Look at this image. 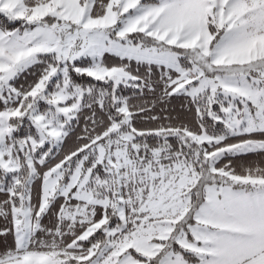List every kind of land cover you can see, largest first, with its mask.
<instances>
[{"label": "snow or ice", "instance_id": "obj_1", "mask_svg": "<svg viewBox=\"0 0 264 264\" xmlns=\"http://www.w3.org/2000/svg\"><path fill=\"white\" fill-rule=\"evenodd\" d=\"M0 264H264V0H0Z\"/></svg>", "mask_w": 264, "mask_h": 264}]
</instances>
